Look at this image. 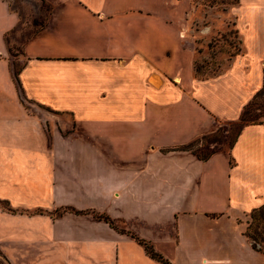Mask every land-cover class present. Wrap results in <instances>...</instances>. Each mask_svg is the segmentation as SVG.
<instances>
[{
  "label": "crops",
  "instance_id": "obj_1",
  "mask_svg": "<svg viewBox=\"0 0 264 264\" xmlns=\"http://www.w3.org/2000/svg\"><path fill=\"white\" fill-rule=\"evenodd\" d=\"M40 1L45 24L11 56L20 16L0 0L10 264H164L131 233L171 264H264L245 234L264 204V122L242 123L206 159L175 149L240 120L262 90L264 0H238L242 51L203 79L182 36L192 0Z\"/></svg>",
  "mask_w": 264,
  "mask_h": 264
},
{
  "label": "rangeland",
  "instance_id": "obj_2",
  "mask_svg": "<svg viewBox=\"0 0 264 264\" xmlns=\"http://www.w3.org/2000/svg\"><path fill=\"white\" fill-rule=\"evenodd\" d=\"M8 1L20 16L17 27L6 35L11 50L10 55L16 56L22 53L23 42L45 24L50 6L40 0ZM237 3L238 0L191 1V10L186 17L182 36L187 35L194 44L192 73L195 78L203 79L219 74L229 65L232 57L242 51L232 14V8ZM16 63L17 66L20 64V62ZM41 108L46 113L44 111L46 109ZM46 114L50 115V113ZM245 117L248 119L247 122H264V86L246 109ZM240 126L239 120L223 122L215 131L192 142L190 150L199 156L214 150H228ZM45 129L49 130L48 122L45 124ZM248 222H252L251 213ZM249 233L252 234V230ZM3 235L5 234H0V256L4 257L5 262L0 261V264H10L8 257L2 254L7 249ZM7 254L11 257L13 255L12 251Z\"/></svg>",
  "mask_w": 264,
  "mask_h": 264
},
{
  "label": "trees",
  "instance_id": "obj_3",
  "mask_svg": "<svg viewBox=\"0 0 264 264\" xmlns=\"http://www.w3.org/2000/svg\"><path fill=\"white\" fill-rule=\"evenodd\" d=\"M8 51H9V53H11V50L9 47H8ZM236 54H239V53H236ZM253 100L243 108V111L240 115V120H239L241 124L247 122L248 119L245 117V112H246V109L253 103ZM248 122H251V121H248ZM252 122H254V121H252ZM234 139H235V137H234ZM234 139H233L232 143L234 142ZM191 146H192V143L184 145V146L176 147L175 149L189 150L191 148ZM211 153L212 152L205 153L204 155H201L200 158L206 159ZM96 216L98 218H103L104 220H106L112 224V220L109 219L107 216H104L102 214L96 215ZM251 219H252V222L251 223L248 222V226L246 228L245 234L251 240L252 246L255 249H257L258 251L264 252V204L251 211ZM253 222H254V225H252ZM260 225H262V226H260ZM250 230H252V234L249 233ZM131 236L136 238L141 244L144 245L146 252L148 253V255H150V257L157 259V260L163 262L164 264H171L166 258H164V256L162 254L155 251L154 248L152 247V245H150L146 241L138 238L136 235H134L132 233H131Z\"/></svg>",
  "mask_w": 264,
  "mask_h": 264
}]
</instances>
